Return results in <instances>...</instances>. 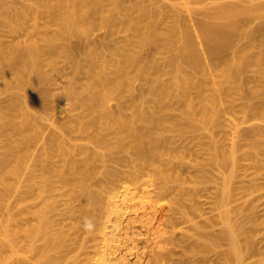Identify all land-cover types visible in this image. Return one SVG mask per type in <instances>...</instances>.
Listing matches in <instances>:
<instances>
[{
	"label": "bare ground",
	"instance_id": "1",
	"mask_svg": "<svg viewBox=\"0 0 264 264\" xmlns=\"http://www.w3.org/2000/svg\"><path fill=\"white\" fill-rule=\"evenodd\" d=\"M160 1L0 0V26L8 27L12 23H18L19 30L17 33L22 32L24 36V42H6L5 44H9V47L4 52L2 47L5 44L1 42L4 37L0 31L1 85L12 88V84L16 83L17 85V82L21 80L18 84L20 86H14L19 90L21 89V93L15 94L16 97H8L5 102L2 100L0 104V142L3 143L2 148L4 149L1 150L0 146L2 151V153L0 151V218H3L4 222L0 225V264H159L160 262H162L160 264H163L172 252L175 253L174 248L176 246L168 249V244L174 245L180 242L179 245L183 243L187 247L192 238H190V241L184 240L186 237L182 236V233L180 235L184 239L174 231L180 224V226L184 224V217L179 218L181 210L177 208L175 211L172 210L171 213L161 212V209L154 210L156 207L154 206L153 209L150 205H154L151 195L155 190H145L146 185L152 183L150 179L153 176L154 169L152 167L157 159L155 158L156 155L158 158L163 157L162 155L165 157V154L167 156L164 165L166 171H160L163 180H161L159 188L157 187L159 190L157 198H165L169 195L171 184L166 179L168 176L171 179V175L176 173V171H173L175 167L179 163L180 165L184 163L181 161L184 160L183 155L187 149L185 150V147L178 143L175 138L176 135L181 133L180 129L172 121L170 123L168 120L167 122L162 121L164 119L162 118L163 115L170 116L171 114L172 117L176 115L171 113V110H173L172 112H174V109H176L175 112L179 111L178 108L180 107L175 102L174 105H177V107H174L176 108L168 110L169 114L163 113L167 111L165 109L167 106H172V102L176 101L178 90L180 92L178 94H180L179 96L182 97L185 104L183 106L184 104L179 102L181 109L187 107L186 111H196L194 113H198L200 116L198 125L197 123L193 124V122H198V119L193 120L192 117L191 121L193 122H188L189 124L192 123L198 131L201 130L199 131L201 135L198 136L200 140H197L202 144V148H206L205 145H207L208 148L215 151L216 156L213 157V163H215L216 157L218 159V162L217 160L216 162L219 164H221V161L223 164L230 161L231 164L236 166V151L240 148L242 149L241 152L246 149L245 154L243 153L246 155V160L255 166L264 167V160L261 157L264 156V0H184L185 4L188 5L184 14L175 11V9L174 12L172 10L168 11L171 8L166 9V5L164 7ZM42 21L44 24L41 23ZM15 27H17L16 24ZM8 28H10V31L14 29ZM73 32L77 34L74 33L75 35H73ZM68 34L69 36H75L78 41L68 39L66 37ZM133 38L139 39L138 42H134ZM171 39H178L177 43L179 42V45H177V48L180 51H178L179 53H171L168 50L170 48L167 43ZM121 52H125V54L123 55ZM166 52L167 55L175 58L172 59L174 61L163 57L166 56ZM117 54H121L122 59L120 56L117 58L118 61L121 59L122 68L119 67L122 64L120 65L118 62L117 66V63H115L117 62L115 61ZM60 60L64 63L61 66ZM112 61L120 69L117 73L113 71V75L111 74L112 71L111 73L107 71L108 74L105 70V67L106 69L115 67H112L114 65ZM103 70L105 71L103 72ZM180 71L182 76L178 74ZM55 73L57 77H53L52 74ZM82 75L85 78L84 81L90 80L91 82L80 83ZM10 77L19 80L15 82ZM174 77L175 79L182 77L177 79L179 85H176L180 86L181 91L179 88L177 90L174 87L175 85L172 86L175 89L171 87L169 81ZM61 79L66 81L64 88L59 86L58 80ZM83 83L88 86H84ZM170 87L174 89L171 91L177 92L172 94L169 91ZM17 90L14 89V91ZM5 92L8 94L7 91ZM32 97H39V100L43 97H51V101L48 99L51 105H46L48 111H45L49 113H43L46 106H42L38 103L39 100L37 102V99ZM67 97H80V99H77L78 105L76 103L75 106H79L81 110L85 109L81 112L80 109L76 108L82 116L72 112L74 118H69V121L74 122V125L72 123L68 124L69 121L66 123V116L63 117L64 120L59 116L61 115L59 114L60 106L63 110L62 103H65ZM81 97L87 98L82 99ZM109 97H124L122 99L127 101L128 98L126 97H134L128 101L132 100L129 103L131 107L133 103L136 105V101L138 102L136 106L133 105L134 111L130 107L132 110L129 112L132 114L126 115V113L123 114L120 111L115 113L116 106L114 105L113 109H109V102L114 99ZM145 97H147L148 104ZM151 97L155 98L151 99ZM162 97L163 99L168 97V99L163 100ZM229 97H233V99L227 101ZM140 98L141 102L139 101ZM170 98H173V101ZM70 99L72 101V98H69V101ZM195 99L197 104L194 103ZM224 100L230 104L226 106L223 103ZM161 101L163 103L170 101L172 105L165 102L167 104L164 103L166 105L164 107ZM46 102L44 104L48 103ZM128 102L125 104L128 105ZM119 103L122 104V100ZM145 104L147 105L145 106ZM113 106L111 105V107ZM125 109L127 110V107ZM30 110L38 111L40 117L43 113L41 118L50 115L48 117L53 119V116H55L54 119L56 118L59 122L64 123L65 121L66 124L62 125V127L68 126V128H64L65 132L63 128H59L64 133L57 131L58 127H55V124L54 127L56 132L63 134L64 140L66 135L71 136L66 138L68 139L67 145L69 139H75V136H78V140H82V142L76 143L78 140L72 141V139L71 142H75L76 147L72 144L73 148L71 146L65 147L66 143L60 140L62 134L60 133L61 136H57L56 132L52 133L45 141H48L50 149L56 151H53L54 155L51 154L52 160H46L49 156L44 157L47 148L39 146L41 145V139L46 138L43 137L45 131L43 128H39L41 127L38 124L39 121L37 127L36 123H33L36 118L37 120L40 118L38 119L37 113L33 112L37 117L34 116L35 121H32L30 117L33 116L29 117ZM84 111L86 112L83 113ZM92 111L96 112V116H94L96 120L90 118ZM124 112L127 111L124 110ZM133 112L135 113L133 114ZM74 114L78 116L75 117ZM195 115L197 116V114ZM230 116H233V118H229ZM160 118H162V122H165L162 128L168 123L167 126L177 128L180 131L179 134H175L174 138L170 137L167 129L169 127L167 126L164 127L167 135L163 134L165 130H162V132L159 125H155L156 120ZM45 120L47 121L46 118ZM41 121L42 119H40ZM48 121L51 123V118ZM75 122L78 127H76ZM172 123H174V126L171 125ZM187 123L183 127H188ZM59 124L57 125L61 126ZM181 124L183 123L181 122ZM51 125H53V122ZM69 126L71 127L70 131ZM108 126L110 128L117 127L118 131L111 130L112 133L109 136L107 129H110ZM171 128L170 130H172ZM90 129L93 131L89 132ZM103 129L107 131L105 134L102 133ZM184 129L187 130V128ZM71 130L72 133L75 132V135L66 134ZM177 130L172 131L177 133ZM203 131L206 132L202 133ZM106 133L109 135L107 136ZM73 135L74 137H72ZM112 136L115 138L114 140H112ZM81 137H86L87 140L90 138L91 142H94L93 138L95 137L98 144H92L89 141L85 144L83 142L86 141V138ZM121 137L129 139V141L126 139L123 142L124 139L122 140ZM106 138L110 140L108 141ZM201 140H204L207 144L203 145L202 142L204 141ZM112 141H116L118 150L124 151L129 156H127L128 164L124 166L122 163L124 162L123 157H120V155L119 158L116 157L118 156L116 154L115 159L112 156V160L107 155L110 160L107 162L109 164H111V161L115 163L114 169L122 163L123 167H119L120 169H117L116 172L113 168L112 172L111 167H109L111 172H109V168L104 167V165L108 166L105 163V160L108 159L107 156V158L104 156L106 158L105 162L102 160L104 158L99 159L105 163L104 165L99 164L105 172L106 169L108 170L107 174L110 176L106 174L105 176L108 179L104 178L105 180H108L109 183L112 180L114 185L116 181H121V183L123 181L121 185H119L120 182L117 183V186L115 185L111 191L110 189L107 191L108 186L106 188L102 187L108 192L107 197V193L103 191L98 183V185L95 183L100 179L91 178L94 176H91L89 161L92 162L93 159L99 158L100 154L95 157L99 151L102 153L105 149H113L114 143ZM61 142L64 143V146ZM108 142L110 148L106 147ZM200 143L197 144L201 147ZM87 144H92V146L95 144V147L98 145V149L89 151L90 148L85 147ZM44 145L46 144L44 143ZM225 145H229L231 149L228 155L224 150ZM101 148L103 151L100 150ZM72 151H76L75 155ZM109 152L111 151L109 150ZM157 152L159 153L157 154ZM122 153L120 154L122 155ZM55 154L57 155L55 156ZM93 154L95 158L91 159ZM243 154L241 153V155ZM211 157V155H208L209 159H206L210 160ZM120 159L123 161L119 162ZM54 160L59 161V166L56 162L55 167L60 168H57L58 171L55 170V167L52 168L54 163L50 162L53 172L46 161ZM30 162L31 164H29ZM60 162L63 166H60ZM97 162L96 165H98ZM185 162H187V159ZM208 162L210 163V161ZM178 167L180 166L178 165ZM231 167L233 168V166ZM73 172L76 174L74 179L72 178ZM234 172L235 167L231 172L233 178L235 176ZM104 174L101 176L105 177ZM55 177L59 180L53 182ZM97 177L99 178L100 175ZM110 178L111 180H109ZM182 178L179 179L180 181L178 180V187ZM88 179L91 181V187L98 186L102 189H100V194L97 190H93L94 194L97 195L92 196L91 190L86 184ZM174 180V182L177 181ZM231 180L232 178L229 179V185L226 183L229 192L232 191L231 185L233 183L230 185ZM60 181L63 185L72 183L74 185L73 190L78 192L75 197H71L80 201L79 219L82 222L78 226L74 225L76 224L74 221L72 222L74 217H78V215L76 216L77 213L74 212L77 211L74 207V200L69 199L74 206L68 200L74 208L70 207L71 204L70 206L67 204L68 207L65 204L66 209L71 208L67 210L68 213L70 211L69 216L65 215L66 218L67 216L69 219L71 218L70 222L73 223L71 228H75L72 231H69V228L66 229L65 225L62 228L55 227L58 226V219H55L57 221V223L55 221V224L53 212V219L49 215L50 206L57 201L52 203L56 198L51 194L47 195V192L54 191L57 187L55 183L59 184ZM53 186H55L54 190H52ZM102 186L105 185L102 184ZM109 187L111 188L110 185ZM101 196L108 199L106 203L104 201V205H102L103 197ZM185 196L186 193L182 197L185 198ZM194 196L197 198L195 193ZM219 197L224 198V196ZM226 201L228 200L226 199ZM58 203L55 204L57 207ZM93 204H100L104 207L99 216L98 213L94 216L98 208H95L96 211L94 212ZM55 205L52 206L55 207ZM55 208H51V210L56 211ZM150 209H153V211ZM62 212L64 214V211ZM57 213L59 214V212ZM229 213L226 211L221 214L224 221L219 234L202 232L205 228H209L210 224L207 222L193 224L194 231H197L200 236L192 241V244L197 243L199 246V248H197L198 246L195 247L196 252L199 253L201 249L200 253L207 255L219 248L223 241H226L228 245V249L215 254L214 260L204 256L196 264H214L215 261L217 264H249L247 261L258 253L256 246L259 245H256L247 231L248 221L247 224L238 226L235 224L236 222H233L234 220L231 219ZM181 214L184 215V213ZM88 215H93L89 218H92L95 224L91 232H87L83 228V218L88 217ZM255 222L257 223V221ZM175 230L177 231V229ZM182 240L184 241L181 243ZM90 241L94 242L93 247L91 246L94 249L92 252L87 251L91 248L88 246ZM162 243L167 244V246ZM192 244L188 247L191 248ZM173 245L171 246L173 247ZM190 248H187L189 251L191 250L190 252L195 251H193L194 247L193 249ZM196 252H194L195 254L190 253V257L196 255Z\"/></svg>",
	"mask_w": 264,
	"mask_h": 264
},
{
	"label": "rangeland",
	"instance_id": "2",
	"mask_svg": "<svg viewBox=\"0 0 264 264\" xmlns=\"http://www.w3.org/2000/svg\"><path fill=\"white\" fill-rule=\"evenodd\" d=\"M161 2V4H163V6L164 5H166V9H170V10H168V11H173L174 12V9H175V11H178L179 13L180 12H183V14H184V12L186 11L185 9H186V7H188V5H186L185 4V2H184V0H161L160 1ZM165 7V6H164ZM192 7H194V6H192ZM173 8V9H172ZM167 11V10H166ZM170 13V12H169ZM170 14H172V13H170ZM182 14V13H181ZM42 24H44V22L42 21L41 22ZM15 24L17 25V27H15ZM27 24H29V23H27ZM13 26V27H12ZM8 27H11V30H12V28H14L12 31H10L9 29L10 28H8ZM8 27H4V26H0V31H1V33H2V35H3V37H4V39H3V41H1V38H0V41L2 42V43H21V42H24V36H23V34H22V32H18L17 33V31L19 30L18 29V27H19V24L18 23H12V25H10V26H8ZM75 32H73L72 34L73 35H75V34H77V33H75ZM71 35V34H70ZM73 35H71V36H69V34L68 35H66V37L68 38V39H71V40H73V41H78V39L75 37V36H73ZM76 36H78V35H76ZM131 39V38H130ZM263 39H264V36H263ZM132 40H134V42H138V40L137 39H135V38H133ZM173 40V41H172ZM177 40L178 39H171L167 44V46L170 48V49H168L171 53H173V52H178L179 51V49L177 48V45H179V42L177 43ZM65 42H67V41H65ZM176 42V43H175ZM175 43V44H174ZM174 44V45H173ZM3 45V44H2ZM14 45H16V44H14ZM172 45V46H171ZM3 47H5L4 49H3ZM2 47V50L5 52V49H6V51H7V49H8V47H9V44H5L4 46ZM174 47V48H173ZM178 49V50H177ZM176 50V51H175ZM168 51V52H169ZM170 52H169V54H170ZM180 52V51H179ZM178 52V53H179ZM122 53V52H121ZM123 55L125 54V52H123L122 53ZM121 55V54H120ZM120 55H118L117 54V56H116V58L118 57V56H120ZM122 55V56H123ZM165 55L166 56H163V57H166V58H168L169 60L171 59V61H174V60H172V59H175V58H172L170 55H167V52L165 53ZM115 56V55H114ZM170 56V57H169ZM119 58V57H118ZM118 58L115 60V61H117V62H115V63H117V66H118V62H119V64L121 65L122 63H120V60L122 59L121 58V56H120V60L118 61ZM176 61V60H175ZM60 62V66L61 65H63L64 63L62 62V60H60L59 61ZM113 62V61H112ZM115 63L113 62V66L112 67H114V68H110V67H108L107 65V69H106V67H105V70H106V72L108 71V72H110L111 73V71H112V75H113V71L115 72V73H117V72H119L120 71V69L115 65ZM176 63V62H175ZM110 64V63H109ZM108 64V65H109ZM112 64V63H111ZM120 68H122L123 67V64L121 65V66H119ZM112 69V70H111ZM180 69V68H179ZM179 69H178V71H179ZM105 70H103V72L105 71ZM107 72V73H108ZM109 74V73H108ZM177 74V73H176ZM178 74H179V76H182V74H181V71L180 72H178ZM52 75H54L53 77H57V76H55L56 75V73L55 74H52ZM15 76V75H14ZM17 77H18V75H17ZM10 78H12V79H14L15 77H10ZM9 78V79H10ZM19 78V77H18ZM179 79H181L182 77H178ZM178 78H176L175 79V77L174 78H172L171 80L174 82H172L171 80L169 81L170 82V85H171V87L172 86H174V87H176V89L178 90V88L180 87H178V86H176V85H179L178 83H177V81H179V80H177ZM20 79V78H19ZM18 79V80H19ZM57 79V78H56ZM15 80V79H14ZM17 80V79H16ZM16 80H15V82H16ZM17 80V81H18ZM65 79H61V80H58V83H59V86L61 87V88H64L65 87V85H66V81H64ZM85 80V78L83 77V75L81 76V80H80V83L81 82H86V83H88L87 81H89V82H91L90 80H87V81H84ZM13 81V80H12ZM21 81V80H20ZM20 81L19 82H17V85L18 84H20ZM14 83V82H13ZM173 83V84H172ZM2 84V81L0 82V88H1V90H0V99H1V101H0V104H1V102H2V100L5 102L6 101V99H8V97H16L15 96V94H20L21 92V89L19 90V88H15L14 86H17L16 85V83H14V85L12 84V88H14L15 90L16 89H18L17 91H14V89H12L11 87L10 88H6V87H4L3 85H1ZM83 84H85V83H83ZM82 84V85H83ZM90 84V83H89ZM18 86H20V85H18ZM84 86H88L87 84H85ZM3 87V88H2ZM79 87V86H78ZM170 87V88H171ZM174 87H172V88H174ZM21 88V87H20ZM60 88V89H61ZM84 88V87H83ZM169 88V91H171V90H174V89H170ZM4 89H6V90H4ZM10 89V90H9ZM180 89V88H179ZM3 90H4V93H3ZM5 91H7V93L8 94H10V96H8V94H6V92ZM61 91V90H60ZM180 91H181V89H180ZM19 92V93H18ZM172 92V94H174L175 92H177V91H175V92H173V91H171ZM178 92H179V90H178ZM178 92H177V95H176V101H174V102H172L173 101V98H170V99H172V104L170 103V101H165V102H168V104L170 103L172 106H167V108L169 107V109H167V108H165L167 111L165 112H163V113H167V114H169V111L168 110H171V109H174V108H176L177 107V105H174V103L175 102H177V104H178V107H180V108H178L179 109V111L177 112H175V110L176 109H174V112H172L173 110H171V113H175L176 115H174L173 117L171 116V114H170V116L169 115H163L164 117H162V118H164L162 121H166L167 122V120H168V122L170 123L171 121L172 122H174L175 124H176V127H178V129H180V131H181V135L179 134V130H177V128L176 129H174V127L173 128H171V126H167V125H169L168 123L166 124V125H164V127L165 126H167V127H169V128H167L168 129V134H169V136L170 137H173L175 134H179V135H176V140H177V142L178 143H180L182 146H184L185 147V150H186V155L184 154L183 156L187 159V162H188V164H187V162H185L186 161V159L184 158V160L182 159V161L181 162H184V163H182L181 165H180V163L178 164L180 167H178V165H177V167H178V169H177V167H175V170H173L174 172L176 171V173L175 174H177V175H175L174 173L172 174V172H171V174H169V175H171L172 177H171V179H170V177L168 176L167 177V182L168 183H170L171 185L173 184V185H175L176 187H174L173 185L171 186H169L168 184V186L170 187V193H169V195H167V197H160V198H157V192L159 191L158 190V188H159V184H160V182H162L161 180H163V178L161 177V175H160V171H166V168H165V161H166V154H165V157H164V155H162L163 157H159L158 158V156L156 155L155 156V158H157L156 160H155V163H154V166L152 167L154 170H153V176H152V178L150 179L151 181H152V183L151 184H148V185H146V187H148V188H146L145 187V190H151L152 191V189H154L155 190V192H152V202L154 203V205L152 204V202H151V204L152 205H150V206H152V208L155 206L156 208L154 209V210H156V209H161L160 211L161 212H165V213H171V211L173 210V211H175V210H177V208L179 209V210H181V212H180V216H179V218H183L184 217V220L183 219H181V220H183V222H184V224H183V222H182V226H180L179 225V227H176L175 229H177V231L174 229V231L176 232V234L178 233L179 235H180V233H182L181 235L182 236H184V237H186V239H184V237H181V235L179 236V237H181V238H183L184 240H187V241H190L191 239L190 238H192V240H191V242H190V244H192V241H195L197 238H199L200 236L198 235V232L197 231H194V227H193V224L194 223H199V224H202V222L204 221V222H207V223H209L210 224V226H209V228H203L204 229V231L202 230V232H215L216 234H219L220 232H221V230H222V222L224 221V220H222V216H221V214L222 213H224V212H226V211H228V212H230L229 214H230V217H232L231 219L232 220H234L233 222L236 224V225H238V226H240V225H243V224H247V221H248V224H247V231H248V234L249 235H251V237L253 238V241H255V243H256V245H259V246H256L257 248H258V253L255 255V256H253V257H251L248 261H247V263H249V264H264V167L263 166H255V165H253L251 162H249L248 160H246V155H244L245 153V151H246V149H244L243 150V152H241V150L242 149H240V148H238V150L236 151V166H234L233 164H231L230 163V161H229V163H228V161L225 163L224 162V164H223V162L221 161V160H219V161H221V164H219V163H217L218 162V159L215 157V159L217 160V162H216V160L214 161L215 163H213V161L212 160H214V156H216V153H215V151H213V150H211L210 148H208V146L207 145H205V144H207L204 140H201V141H204V142H202L203 143V145H205L206 146V148H202V144L200 143V141H198V140H200V139H198L199 137H200V135H201V133L199 132V131H201V130H199L198 131V129L197 128H195V126H193L192 125V123H190L189 124V122L188 121H190V122H193V121H191V117H192V119L193 120H197L198 119V122L196 121V122H193V124L194 123H197V125L199 124V122H200V116H199V114L198 113H194V112H196V111H194V112H188V111H186L187 110V107H182V109H181V106L179 105L180 103L179 102H182L183 104H184V100L182 99V97L181 96H179L180 94H178ZM22 93H23V91H22ZM180 93V92H179ZM18 97V96H17ZM173 97V96H172ZM9 98V99H10ZM32 98H36L37 99V102H38V100H39V97L37 98V97H32ZM51 98V97H50ZM49 97H43V99H41L40 98V100H39V104H41L42 106H48V104H50V102H49V100L51 101V99H50ZM69 98H72V101H71V99H70V101H69ZM74 98H75V100H74ZM82 99L83 98H87V97H81ZM107 98V97H106ZM109 98H114L115 99V101H114V99H112L110 102H109V106H110V108L109 109H113L114 108V106H116L115 107V109H116V111H115V113L116 112H122L123 114H125L126 113V115H131L130 114V110H132V111H134V106H136L137 105V102L138 101H136V105H134L135 103H133L132 104V107H131V104H129V103H131V101L130 102H128L130 99H132V98H134V97H126V98H128V101L126 100V99H122V98H124V97H109ZM120 98V100H118ZM153 98H155V97H151V99H153ZM158 98V97H157ZM168 99V97H164V99ZM184 98V97H183ZM45 99H47V100H45ZM49 99V100H48ZM77 99H80V97H67V99L65 100V103H62V108H63V110H64V113H63V110L61 109V106H60V113L59 114H61V115H59L60 117H65V118H67L66 119V123L70 120L69 118H74L73 116H72V114L73 113H75L76 112V114H78V115H81V114H79V110H76V108L77 109H80V111L82 112V110H85V109H82L81 110V108L79 107V106H77L78 105V101H77ZM143 99V98H142ZM159 99V98H158ZM161 99H163V97L161 98ZM160 99V100H161ZM163 99V100H164ZM166 99V100H167ZM178 99H181L180 101H177ZM233 99V97H229V99L227 100V101H229V100H232ZM43 100H45V101H43ZM122 100V104L121 103H119L120 101ZM145 100H146V103H147V97H145ZM162 100V101H163ZM43 101V102H42ZM48 103H47V102ZM125 101H127L128 102V105H130V106H128V105H126L125 103H127V102H125ZM139 101L141 102V98L139 99ZM161 101V104H164L163 102ZM225 102V100H224V104H226V106L228 105V104H230L229 102ZM3 102V103H4ZM44 102H46L47 104H44ZM75 102V103H74ZM74 103V104H73ZM77 103V105L75 106V104ZM110 103H112L111 105L113 106V107H111V105H110ZM143 103H145V101H143ZM181 103V105H183ZM194 103L195 104H197V100L195 99L194 100ZM222 103V104H223ZM5 104V103H4ZM148 104V103H147ZM147 104H145V106L147 105ZM165 104H167V103H165ZM163 105L164 107H166V105ZM176 104V103H175ZM51 105V104H50ZM120 106V108H119V106ZM134 105V106H133ZM47 106L46 107H44V111H43V113H46L45 111L48 109L47 108ZM75 106V107H74ZM118 106V107H117ZM127 107V110L125 109V107ZM144 106V105H143ZM144 106V107H145ZM151 106H152V104H151ZM174 106H176V107H174ZM183 106H185V104L183 105ZM123 107V108H122ZM132 109H131V108ZM173 107V108H172ZM59 108V107H58ZM57 108V109H58ZM136 108V107H135ZM183 108L185 109V111L183 110ZM118 109H120V110H118ZM61 110H62V113H61ZM74 110V111H73ZM118 110V111H117ZM124 110L125 111H127L128 112V114H127V112H124ZM136 110H139V109H136ZM1 111V110H0ZM48 111V110H47ZM33 112L36 114V115H38V119L40 118V119H42V123L40 122V119L39 120H37V118H36V121L34 120L35 119V117L34 116H36L35 114H33ZM39 112H41V111H39ZM73 112V113H72ZM80 112V113H81ZM86 111H84L83 113H85ZM112 112H114L113 110H112ZM188 112V113H187ZM1 113V112H0ZM42 113V112H41ZM43 113L41 114V117H43ZM47 113H49V112H47ZM46 113V114H47ZM82 113V114H83ZM135 112H133V114H134ZM194 113V115L195 114H197V116L195 117L194 115L192 116V114ZM76 114H74L75 115V117H77L76 116ZM45 115V114H44ZM58 115H56L57 117H59ZM68 115V116H67ZM91 117L90 118H92V119H94V120H96V118H94V116H96V112L95 111H92L91 112ZM30 116H33V117H30ZM48 116H50V115H48ZM48 116H44V118H41L40 117V114H38V111H35V110H30V115H29V117L30 118H32V121L34 120L35 122H33L35 125H36V127L38 126V124H40L39 126H41V127H39L40 129L41 128H43V130L45 131L44 133L45 134H43V137H46V138H43V139H41V141H40V144L41 145H39V146H42V148H47V150L45 149V151L47 152V154H46V152H44L45 153V155H44V157L46 156V155H49L47 158H46V160H52L53 158L51 157V154H53L54 155V153H53V151L55 152L56 150H52V149H50V147H49V144H48V141H45V139H48L49 138V136L52 134V133H55L56 131H55V127H58L57 128V131H61L62 133H64L65 132V130H64V128H68V126H65V127H62V125L64 126L66 123H65V121H64V123H62V121L61 122H59V121H57V119L55 120L54 119V117L55 116H53V119H52V117H48ZM82 116V115H81ZM168 116H169V119H168ZM37 117V116H36ZM48 117V118H47ZM167 119H166V118ZM172 119H171V118ZM34 118V119H33ZM47 119V121H48V119L50 120V118H51V123L48 121H46L47 122V124H46V122L44 121V119ZM61 118V119H62ZM162 118H160L159 120H156V122H155V125H159V127H160V131H162V130H165L164 132H163V134H165V135H167V132H166V128H162V126H163V123L165 124V122H162L161 121V119ZM188 120H187V119ZM229 118H233V116L231 117H229ZM63 120H64V118H63ZM176 120V121H175ZM187 120V121H186ZM38 121H39V123H38ZM54 121H56V122H54ZM44 122V123H43ZM52 122H53V125H51L52 124ZM60 123L59 125H61V126H58L57 124L58 123ZM181 122L183 123V124H181ZM188 122V123H187ZM38 123V124H37ZM62 123V124H61ZM73 124L74 122H70L69 121V123L68 124ZM174 123H172L171 125H173L174 126ZM187 123V125H188V127H183L185 124ZM42 124V125H41ZM43 124H44V126H49V127H44L43 126ZM54 124L56 125L55 127H54ZM67 124V125H68ZM139 123L137 122V125H138ZM74 125V124H73ZM75 125H76V127H78L77 125V123L75 122ZM111 125V124H110ZM109 125V126H110ZM186 125V126H187ZM70 126H72V125H70ZM69 126V131H70V129H71V127ZM108 126V128L110 129V130H108L107 128V131L109 132V134L108 133H106V135L108 136H111V133H112V131H118V129H117V127H115V128H112V127H114L113 125H111L112 127L110 128ZM73 127V126H72ZM84 127H86V126H84ZM83 127V128H84ZM198 127V126H197ZM59 128H63V131L61 130V129H59ZM75 128V127H74ZM170 128L172 129V130H177V133H175V131L173 132L172 130H170ZM184 128H187V130L186 129H184ZM199 128V127H198ZM52 129V130H51ZM73 129V128H72ZM77 129V128H76ZM106 129H103L102 130V133L103 134H105V132H107L106 131ZM74 130V129H73ZM112 130V131H111ZM186 130V131H185ZM41 131V130H40ZM50 131V132H49ZM68 131V130H67ZM66 131V132H67ZM75 131V130H74ZM93 130L92 129H90L89 130V132H92ZM42 132V131H41ZM60 132V133H61ZM76 132V131H75ZM74 132V133H75ZM78 132V131H77ZM206 132V131H205ZM204 131L202 132V133H205ZM60 133H58V132H56V134H57V136L60 134ZM61 133V134H62ZM74 134V133H72V130H71V132H68V133H66V134ZM183 133H184V135H183ZM65 134V135H66ZM77 134V133H76ZM75 135V134H74ZM74 135L72 136V137H74ZM80 135V134H79ZM59 136H61V135H59ZM67 136V135H66ZM65 136V140L63 139L64 137H63V134H62V139L60 138V140L61 141H63L64 143H66L67 142V140L68 139H66V138H69V137H71L70 135H69V137L67 136L66 137ZM106 136V137H107ZM199 136V137H198ZM76 138L75 139H77L78 140V136H75ZM80 137V136H79ZM91 137V136H90ZM81 138H86V137H81ZM109 138V137H108ZM111 138V137H110ZM112 140H114L115 138L112 136ZM122 138V140H123V142L127 139V138H125V137H121ZM174 138V137H173ZM73 138H71V140H72ZM75 139H73L72 141H74ZM90 139V138H89ZM87 140V138H86V141H84L83 143H87V141H89L90 143H95V144H98V143H96L97 142V139L94 137L93 139H94V142L92 141H90V140ZM96 139V140H95ZM107 139V138H106ZM198 139V140H197ZM71 140L69 139V144L67 145V143L65 144L66 146L65 147H67V146H71V144H72V146H75L76 147V143L78 142V143H81L82 142V140H78V141H76V143L75 142H71ZM83 140H85V139H83ZM108 140V139H107ZM110 140V139H109ZM108 140V141H109ZM175 140V139H174ZM127 141H129V139H127ZM63 142H61V144H62V146H64V143ZM113 143H114V148H117L116 150H113L112 148V150L111 149H109L111 152H109V150H106L105 148V150L104 151H106L105 153H104V151L102 150V148L100 149V150H102L103 152V154L99 151L98 153H96V155H95V157H97L99 154H100V156H99V158L97 157L96 158V160L97 161H101V162H97L96 160H94L93 159V161L91 162V160L89 161V163H90V168H91V172H92V175L91 176H94V177H91V178H95L96 177V179H100V180H98V181H94L96 184L98 183L99 184V186L102 188V187H107V191H109V189H110V191L112 190V188H114L115 187V185L117 186V183H119V185H121L122 183H123V181H122V183H121V181H119V182H115L116 184L114 185V183H112L113 181L111 180V178L109 179V180H111L110 181V183H109V181L108 180H105V179H108V177L106 178V174L108 173L107 171V169L109 168V167H111V169L113 168L114 169V162L113 161H111L110 163L112 164H109L107 161L109 160V157L111 158L110 160H112V156H113V158L116 156V154L118 155V156H116V157H119V155H120V157H123L122 159L124 160V162H122L121 161V159L119 160V162L121 161L122 163H123V165L125 166V165H127L128 163H127V156H129V154L128 155H126V153L124 152V151H120V150H118V147L116 146V141H112ZM44 143L46 144V145H44ZM75 143V144H74ZM82 143V144H83ZM126 143V142H125ZM197 143H200V145H201V147L197 144ZM0 146H1V150H4L3 148H2V145H3V143H1L0 142ZM43 144V145H42ZM92 144H87V145H85V147H87V148H90V150L89 151H93V150H97L98 149V145H97V147H95L96 145L94 144L93 146H92ZM108 144L110 145V143L108 142L107 143V146L106 147H109L108 146ZM79 145H81V144H79ZM112 145V144H111ZM198 145V146H197ZM49 148H48V147ZM71 146V148H73ZM92 146V147H91ZM113 146V145H112ZM205 146H203V147H205ZM111 147V146H110ZM109 147V148H110ZM70 148V147H69ZM50 149V150H49ZM68 149V148H67ZM75 149V148H74ZM73 149V150H74ZM203 149H205V150H207V151H204ZM0 150V151H1ZM44 150V149H43ZM42 150V151H43ZM52 150V151H51ZM72 150V149H71ZM75 150H77V149H75ZM211 150V151H210ZM225 153L228 155L229 154V152H230V146L229 145H225ZM202 151H204V152H210L208 155L210 156H212L211 157V159L210 160H208L209 158H208V155H207V153L205 154L204 152H202ZM49 152V153H48ZM75 152L76 151H72V153L75 155ZM112 152H116V153H112ZM123 152V153H122ZM243 154V155H241V153ZM1 153H2V151H1ZM42 153V152H41ZM58 153V152H57ZM110 153V154H109ZM120 153H122V155L120 154ZM159 152H157V154H158ZM203 153V154H202ZM77 154V153H76ZM102 154V155H101ZM207 155V156H205V155ZM238 154H239V156H238ZM57 154H55V156H56ZM109 157H108V156ZM55 156H53V157H55ZM104 156L106 157H108V159H106V158H104ZM241 156V157H240ZM243 156H245L244 158H243ZM50 157V158H49ZM94 157V154L91 156V159L92 158H95ZM119 157V158H120ZM261 157H263L262 159L264 160V156H261ZM101 158H104V159H102L105 163H107L108 164V166H105L104 164L105 163H103V161L102 160H99V159H101ZM203 158V159H202ZM205 158V159H204ZM206 158H208V159H206ZM33 159V158H32ZM55 159H57L56 157H55ZM115 159V158H114ZM118 159V158H117ZM125 159H126V161H125ZM109 160V161H110ZM210 161V163H212V164H210L208 161ZM94 161H96L97 162V164L98 165H100L101 166V164H99V163H102V165H104V167L106 168L107 167V169H106V172H105V170H103V168H102V166L100 167L99 166V169H98V165H96L95 163L96 162H94ZM158 161V162H157ZM207 161V162H206ZM212 161V162H211ZM50 162H53L52 164V168H54L55 167V163L58 165V162L59 161H46V163L48 164V166H49V168L51 169V166H50ZM32 163H33V161H32ZM63 163V162H62ZM94 163V164H93ZM122 163H121V165L120 166H118L117 167V165H115V167H117L116 169H114L115 171L114 172H116V170L118 169H120V168H122L123 166H122ZM125 163V164H124ZM186 163V164H185ZM210 165H209V164ZM29 164H31V162L29 163ZM64 164V163H63ZM185 164V165H184ZM219 164V165H218ZM230 164V165H229ZM183 165V166H182ZM188 165V166H187ZM222 165H223V167H224V165H226L224 168L222 167ZM59 166V165H58ZM60 166H63L62 164H61V162H60ZM230 166H233V168L231 167L230 168ZM94 167H95V170H94ZM96 167H97V169H96ZM120 167V168H119ZM234 167H235V172H234V178H233V174L231 173L232 171H233V169H234ZM57 166L55 167V170H57ZM60 168V167H59ZM58 168V169H59ZM62 168V167H61ZM102 168V169H101ZM104 168V169H105ZM101 169V170H100ZM113 169L111 170L112 172H113ZM230 169H231V171H230ZM52 170V169H51ZM181 170V171H180ZM201 170H202V172H201ZM53 172H54V170H52ZM58 171V170H57ZM110 171V168H109V172H111ZM75 172V171H74ZM74 172H73V174H72V178L74 179V178H76V174H74ZM104 172H105V174H104ZM204 172V174H202ZM163 173H166V172H163ZM167 173H169L168 171H167ZM179 173H181V174H179ZM103 174H104V176L105 177H102L103 176ZM179 174V175H178ZM199 174H200V176H199ZM100 175V177L98 178L97 176H99ZM102 175V176H101ZM108 175V174H107ZM175 177H174V176ZM203 177H202V176ZM205 175V176H204ZM230 175H231V178H232V180H231V183H230V185L232 184L233 185V187H234V189H233V187H232V185H231V188H232V194H231V192H229V190L227 189V184L226 183H228L229 182V179H231L230 178ZM109 176V175H108ZM178 176V177H177ZM226 176V177H225ZM110 177V176H109ZM181 177H183L182 179H181V182H180V184H179V187H178V185H177V183H179V179L181 178ZM202 179H201V178ZM91 178H89V179H91ZM105 178V179H104ZM178 178V179H177ZM229 178V179H228ZM57 177H55V179H54V181L53 182H56L57 181ZM87 180L86 181V184L89 186V188H90V190H91V193H92V196H94V195H97V194H94V191L93 190H97L98 191V193L100 192V187H98V186H94V187H91V181H92V179H91V181L90 180ZM95 179V180H96ZM104 179V180H103ZM170 179V180H169ZM174 179H176L177 181L176 182H174L175 180ZM228 179V180H227ZM59 180V179H58ZM117 180V179H116ZM179 180V181H178ZM89 181V182H88ZM184 181V182H183ZM82 182H84V180H82ZM101 182V183H100ZM174 182V183H173ZM58 183V182H57ZM62 182L60 181V183L59 184H56L55 183V186H57V187H55V186H53V189L52 190H54V187L56 188L54 191H52V192H47V195H50L51 194V196H54L55 198H56V200L54 199V197H53V201H52V203H55L54 201H57V202H59L58 204V207L56 206L57 205V202L55 203V204H52V205H55V207H57V208H55L54 206H50V213H49V215H50V217L52 218V212H53V217H54V223H55V221L57 220L58 221V223H57V221H56V223L58 224V226H55V227H60V228H62V227H64V225H65V228L66 229H68L69 228V231H72L73 229H75V228H71V224H73V223H71L70 222V220H71V218L69 219L68 218V216H69V213H70V211H69V213H68V211L67 210H70L71 208L70 207H72V208H74L75 207V209L77 210V211H74L75 213H77L76 214V216L78 215V217L76 218V217H74L73 219H72V222L74 221V223H76V224H74L75 226H78L79 224H80V222H82V220L81 219H79L80 217H79V215H80V213L79 212H81L80 210V201L79 200H74V199H77V198H71V197H75L76 196V194L78 193L77 191H74L73 190V188H74V185L71 183V184H66V185H63V183L61 184ZM109 183V184H108ZM97 184V185H98ZM102 184L103 185H105V186H102ZM108 184V185H107ZM126 184V183H125ZM128 184V183H127ZM226 184V185H225ZM109 185L111 186V188L109 187ZM194 185V186H193ZM225 185V186H224ZM228 185H229V183H228ZM252 185H254V186H252ZM139 186V185H138ZM193 186V187H192ZM158 187V188H157ZM187 187V188H186ZM195 187V188H194ZM230 187V186H229ZM92 188H94V189H92ZM105 188H102L103 189V191L104 192H106L105 190ZM190 188V189H189ZM0 189H1V185H0ZM101 189V190H102ZM143 189H144V187H143ZM182 189V190H181ZM194 189V190H193ZM223 189V190H222ZM190 191V192H187V191ZM51 191V190H50ZM102 192V191H101ZM195 193V195L197 196V198H195V196H194V193ZM97 193V192H96ZM107 193V197H108V192H106ZM182 193H184V195H185V193H186V196H185V198H183L184 197V195H182ZM188 193H190L189 195H188ZM222 193V194H221ZM100 194V193H99ZM193 194V195H192ZM102 195H103V193H102ZM104 195H105V193H104ZM227 195H229V196H231V197H227ZM183 196V197H182ZM219 196H224V198H223V200H224V203H223V200H221L222 198H220ZM101 197H103V196H101ZM225 197H227V198H225ZM104 198L105 197H103V204L102 205H104V201H105V203H106V201H108V199L107 198H105V200H104ZM190 198H191V201L189 202V200H190ZM193 198V199H192ZM229 198V199H228ZM69 199H71V201H73V203L75 204V206H74V204L69 200ZM107 199V200H106ZM226 199L228 200V201H226ZM73 204V206H72V204H71V206H70V204H69V201ZM182 200V201H181ZM188 200V201H187ZM66 201H68V202H66ZM77 201V202H76ZM178 201V202H177ZM185 201H187V202H185ZM64 202V203H63ZM227 202V203H226ZM8 204H9V201L7 202ZM6 203V204H7ZM157 203V204H156ZM176 203H178V204H176ZM65 204H66V206H67V204L70 206L69 207V209L67 208L66 209V206H65ZM179 204H181L180 206H179ZM183 204H186V205H183ZM77 205V206H76ZM102 205H100V204H93L92 205V208H93V211L95 212L96 210H95V208L97 209V211L93 214L94 216H96V213H98L97 215L99 216L100 215V213L102 212L101 210H103V206ZM188 205V206H187ZM93 206H96V207H93ZM194 206V207H193ZM250 206H251V209H250ZM55 208V210L56 211H54V210H51V208L52 209H54ZM68 207V206H67ZM183 207H185V208H183ZM163 208V209H162ZM254 208V209H253ZM59 209V210H58ZM65 209H66V211H65ZM74 209V210H75ZM153 209H150V210H152L153 211ZM166 211H165V210ZM64 211V214H63V212L62 211ZM99 210V211H98ZM57 212H59V214L57 213ZM62 212V213H61ZM67 212V213H66ZM79 213V214H78ZM181 213H184V215H182ZM61 214V215H60ZM65 214H67L68 216H67V218H68V222L66 221V215ZM56 215H58V216H56V218H55V216ZM93 215H88V217H91V216H93ZM53 219V218H52ZM56 219V220H55ZM63 219V220H62ZM253 219V220H252ZM64 220H65V222H64ZM62 221H63V223H62ZM253 221V222H252ZM255 221H257V223L255 222ZM70 222V224L68 225V223ZM250 222V223H249ZM0 225H2L4 222H3V218H0ZM55 223V224H56ZM252 223H254V225H252ZM61 224H62V226H61ZM260 224V225H259ZM257 225V226H256ZM191 226V227H190ZM64 228V229H65ZM177 234V235H178ZM184 234V235H183ZM195 234H197V235H195ZM94 236V235H93ZM98 236V235H97ZM96 236V237H97ZM190 236V237H189ZM191 236H193V237H195V238H193V237H191ZM197 236V237H196ZM188 238V239H187ZM193 239H195V240H193ZM160 240V239H159ZM184 240H182L181 241V243L184 241ZM186 241V242H187ZM185 242V243H186ZM197 242V241H196ZM91 243V244H90ZM90 243L88 244V246H92L93 247V244H94V242L93 241H90ZM178 243H180V242H178ZM177 243V244H178ZM188 243V242H187ZM195 243V242H194ZM163 245H165V246H167V244H165V243H162ZM168 244V246H167V248L168 249H170V248H174L175 246V250L174 249H171L172 251L174 250L175 251V253H173L172 252V254H170L169 255V257L168 258H170V259H165L164 260V262H163V264L165 263V264H196L197 262H199L204 256H208L211 260H214V257H215V254L217 253V252H220V251H223V250H225V249H228V245H227V243H226V241H223L222 242V244H221V246L219 247V248H217V249H215V251H213V252H211L210 254H207V255H202V252L200 253V250H199V253L198 252H196V250H195V247L196 246H198V244L197 243H195V245L194 244H192L191 245V248H190V246L188 247V245H190L189 243L187 244V247H186V245L185 244ZM171 245H173V247L171 246ZM89 248V249H87V251L88 252H92V251H94V249L93 248ZM193 247H194V249H193ZM190 248V249H193V251L194 252H196L197 254L196 255H194L195 253L194 252H190L188 249ZM197 248H199V246L197 247ZM194 253L193 255L194 256H192L191 255V257H190V253ZM189 253V256L187 255ZM93 255V254H92ZM172 255V256H171ZM174 255V256H173ZM171 256V257H170ZM85 257V256H84ZM90 257H91V255H90ZM83 258V257H82ZM170 260V261H169ZM176 262V263H175ZM261 262V263H260ZM263 262V263H262ZM160 263H162V262H160ZM159 263V264H160ZM214 264H217V262L215 261L214 262Z\"/></svg>",
	"mask_w": 264,
	"mask_h": 264
},
{
	"label": "clouds",
	"instance_id": "3",
	"mask_svg": "<svg viewBox=\"0 0 264 264\" xmlns=\"http://www.w3.org/2000/svg\"><path fill=\"white\" fill-rule=\"evenodd\" d=\"M94 227H95V224L92 218H89V217L83 218V228L85 231L91 232L93 231Z\"/></svg>",
	"mask_w": 264,
	"mask_h": 264
}]
</instances>
